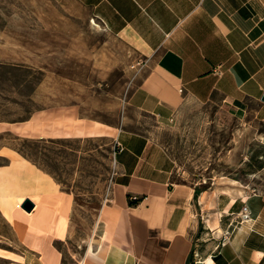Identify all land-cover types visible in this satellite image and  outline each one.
Here are the masks:
<instances>
[{
    "label": "crops",
    "instance_id": "0c3cea01",
    "mask_svg": "<svg viewBox=\"0 0 264 264\" xmlns=\"http://www.w3.org/2000/svg\"><path fill=\"white\" fill-rule=\"evenodd\" d=\"M70 1L129 41L146 65L133 70L115 128V171L92 254L67 261L58 247L67 237V198L35 201L31 192L36 206L20 219L21 235L13 224L18 259L3 258L11 264H45L44 255L49 264H207L208 258L264 264V198L173 182V160L157 134L137 128L129 115L148 116L162 128L188 107L208 106L264 125V0ZM225 229L232 232L222 245ZM202 244L207 250L197 249Z\"/></svg>",
    "mask_w": 264,
    "mask_h": 264
},
{
    "label": "rangeland",
    "instance_id": "374dc122",
    "mask_svg": "<svg viewBox=\"0 0 264 264\" xmlns=\"http://www.w3.org/2000/svg\"><path fill=\"white\" fill-rule=\"evenodd\" d=\"M136 61L129 41L73 1L0 0V186L32 192L35 201L67 198V237L58 247L70 263L97 242L116 143L114 135L66 131L100 122L115 132ZM129 115L137 128L157 134L173 160V182L264 198V125L250 115L191 106L162 128ZM13 228L0 209V249L18 259ZM0 264L11 262L0 255Z\"/></svg>",
    "mask_w": 264,
    "mask_h": 264
},
{
    "label": "bare ground",
    "instance_id": "6f19581e",
    "mask_svg": "<svg viewBox=\"0 0 264 264\" xmlns=\"http://www.w3.org/2000/svg\"><path fill=\"white\" fill-rule=\"evenodd\" d=\"M30 126V125H29ZM30 128H34L33 126H30ZM76 133L77 136H112L114 135V131H110L109 127L105 126L104 124L100 122H93L88 125H81L77 126L74 131H66V136H70V133ZM243 198H247V194H242ZM26 202L33 203L34 206H36L35 201L33 198H31L28 194L22 193L20 191H13L8 190L7 188H2L0 186V209L2 211L3 217L10 223L16 225L17 227H20L18 232L21 235V230L24 231V228L22 229L23 217H29L28 215L32 214L31 211H27L24 208V204ZM248 218V214L246 216ZM215 224V223H214ZM93 239V237H92ZM92 240L89 243V249L88 253L92 254ZM0 255H2L5 258L12 257L11 254L3 253V251L0 249ZM17 257V256H16ZM44 262L45 264H49V258L44 255ZM207 264H213L212 260L210 258L207 259Z\"/></svg>",
    "mask_w": 264,
    "mask_h": 264
},
{
    "label": "built area",
    "instance_id": "2783aa9c",
    "mask_svg": "<svg viewBox=\"0 0 264 264\" xmlns=\"http://www.w3.org/2000/svg\"><path fill=\"white\" fill-rule=\"evenodd\" d=\"M145 65H146V61L144 59H138L135 62V64H133L131 67H133L136 70V72H139L145 67ZM118 148L121 150V146L119 144H118ZM243 212H244L243 218L247 219V217H246L247 216V207L246 206L243 207ZM228 239H229V232L225 231L224 235L222 237V244L224 245L225 243H227L226 240H228Z\"/></svg>",
    "mask_w": 264,
    "mask_h": 264
},
{
    "label": "water",
    "instance_id": "95a60500",
    "mask_svg": "<svg viewBox=\"0 0 264 264\" xmlns=\"http://www.w3.org/2000/svg\"><path fill=\"white\" fill-rule=\"evenodd\" d=\"M263 99H264V95H263V97H262ZM33 203H31V202H26L25 204H24V208H25V210H27V211H31V209L33 208Z\"/></svg>",
    "mask_w": 264,
    "mask_h": 264
},
{
    "label": "trees",
    "instance_id": "16d2710c",
    "mask_svg": "<svg viewBox=\"0 0 264 264\" xmlns=\"http://www.w3.org/2000/svg\"><path fill=\"white\" fill-rule=\"evenodd\" d=\"M136 202H137L136 200H133V199H132V200L129 201V204L132 205V204H135ZM190 260H191V259H190Z\"/></svg>",
    "mask_w": 264,
    "mask_h": 264
}]
</instances>
